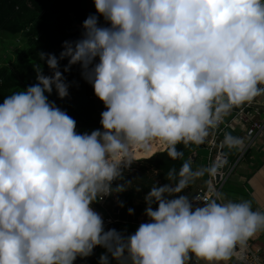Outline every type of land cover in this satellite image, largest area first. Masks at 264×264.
Instances as JSON below:
<instances>
[{
	"label": "clouds",
	"instance_id": "1",
	"mask_svg": "<svg viewBox=\"0 0 264 264\" xmlns=\"http://www.w3.org/2000/svg\"><path fill=\"white\" fill-rule=\"evenodd\" d=\"M94 6L98 15L59 57L38 53L51 75L37 64V83L0 104V264H74L97 246L106 249L98 264H247L264 210L212 197L194 208L183 193L203 172L191 160L151 186L143 197L149 222L132 234L105 231L91 205L126 190L113 181L124 179L136 151L159 143L179 159L178 145L204 143L234 107L264 95V0ZM64 59L63 71L79 64L103 102L102 130L77 133L76 121L49 101L54 89L69 95ZM223 143L244 141L228 133Z\"/></svg>",
	"mask_w": 264,
	"mask_h": 264
},
{
	"label": "trees",
	"instance_id": "2",
	"mask_svg": "<svg viewBox=\"0 0 264 264\" xmlns=\"http://www.w3.org/2000/svg\"><path fill=\"white\" fill-rule=\"evenodd\" d=\"M90 14L98 15L94 0H0V35L20 43L15 58L8 63H0V104L6 96L37 83V64L41 66L44 75H51L47 64L40 61L38 53L59 57L63 43L74 35L82 34L76 21L82 24ZM98 22L105 26L102 16ZM67 64V59L59 61V68L70 85L69 95L61 99L54 89L48 95L49 101H54L57 107L76 121L77 133L90 134L93 130H102L101 113L106 110L103 102L95 96L92 85L82 77L80 65H73L68 72H64ZM177 148L183 151V156L175 160L168 157L165 149L137 159L135 157L131 166L124 170V179L113 181V187L117 184L128 185L126 190L112 193L103 207L99 206L98 200L92 205L104 217L112 218L115 226L138 222L146 208L143 197L153 184L162 186L167 183L169 170L176 169L178 172L186 160H191L193 170H197L192 154L198 150V145L181 144ZM197 180L183 194L191 196ZM116 206H119L117 213L114 208ZM156 207L154 204L153 208ZM128 209H133L132 215L128 214ZM93 254L83 258L78 256L76 260L81 262L77 264H97Z\"/></svg>",
	"mask_w": 264,
	"mask_h": 264
},
{
	"label": "crops",
	"instance_id": "3",
	"mask_svg": "<svg viewBox=\"0 0 264 264\" xmlns=\"http://www.w3.org/2000/svg\"><path fill=\"white\" fill-rule=\"evenodd\" d=\"M223 118L225 125H223L224 131L219 136V142L224 141V137L228 133L242 138L244 141L242 148H229L225 145L226 161L230 162L232 171L221 188L223 201L249 200L254 210L257 208L264 210V95L254 98L252 105L247 107L241 116L237 114V111L231 110ZM254 121L260 122L263 128L252 140L251 137L247 136L246 131ZM210 133L211 131L209 130V135L205 142L198 145V150L192 154V158L196 160L198 165L197 169L203 172V175L197 180L192 193L196 192L198 188H204L205 186L202 182L206 181L207 183L208 180V139ZM157 146L159 147L158 151L164 150L161 145ZM91 207L98 213V209L93 205ZM117 207L118 209L117 211L115 210V213L119 211V206ZM145 218L146 216L143 213L139 216L138 222L119 224V226H115V229L132 234ZM249 243L264 264V233H259ZM93 252V257L98 264L99 257L106 253V249L104 250L103 247L97 246ZM80 262V260H76L74 264ZM111 264H116V261L111 260ZM192 264H195L194 258Z\"/></svg>",
	"mask_w": 264,
	"mask_h": 264
},
{
	"label": "built area",
	"instance_id": "4",
	"mask_svg": "<svg viewBox=\"0 0 264 264\" xmlns=\"http://www.w3.org/2000/svg\"><path fill=\"white\" fill-rule=\"evenodd\" d=\"M251 105H252V101L244 103L243 108L239 109L237 111V114L241 116L242 114H244V110L247 107H250ZM223 125H225L224 118L218 124L217 127L210 129L211 133L208 139V150H209L208 180L204 188L198 189L196 192H194L190 196V200L194 202L193 203L194 208L197 206H203V203L200 201H196V199H207L209 197H212V198H218L219 201H223V198L221 195V188L232 171L231 166H229V168L225 172L221 171L222 166H216V162L218 159H223L224 161H226V157H224V153L220 152V142H219V136L221 135L222 131H224ZM262 128L263 126L260 122L254 121L248 127L246 134L247 136L251 137V139L253 140L255 136L257 135V133H259L262 130ZM216 167L220 168L218 172L217 170H215ZM216 173H219L218 183H216L215 178H214ZM109 197L110 195L105 196L102 199H98L99 206L103 207ZM98 214L102 217V220L104 222V228L107 225L115 222L112 218L104 217L100 211H98ZM145 222H149L148 217L145 218L142 223H145ZM245 255L247 257V264H263L261 259L258 256V253L252 249L250 243H249V247Z\"/></svg>",
	"mask_w": 264,
	"mask_h": 264
},
{
	"label": "rangeland",
	"instance_id": "5",
	"mask_svg": "<svg viewBox=\"0 0 264 264\" xmlns=\"http://www.w3.org/2000/svg\"><path fill=\"white\" fill-rule=\"evenodd\" d=\"M77 27L80 29L79 26ZM19 48H20V43L18 40L13 39L11 37H5L0 35V63L3 64L12 61L15 58L16 52L18 51ZM158 150L159 147L157 146L156 149L150 153H139L138 151H136L135 157L138 158L142 156H148L149 154L156 152ZM196 167L198 168L197 164ZM202 184L205 186L206 181H203Z\"/></svg>",
	"mask_w": 264,
	"mask_h": 264
},
{
	"label": "water",
	"instance_id": "6",
	"mask_svg": "<svg viewBox=\"0 0 264 264\" xmlns=\"http://www.w3.org/2000/svg\"><path fill=\"white\" fill-rule=\"evenodd\" d=\"M76 23L78 24V26H79V27L81 28V30L83 31V27H82L83 23L81 24V23H79L78 21H76ZM104 23H105V26H108V25H106V22H105V21H104ZM81 33H82V32H81ZM80 37H81V36H79V35H74V36L70 37L69 39H67L66 41H76V40H78ZM97 62H98V61H97ZM243 106H244V104L239 105L238 107H234L232 110H234V111L236 112V111H238L239 109L243 108ZM224 151H225V144L223 143V141H221V142H220V152H221V153H224ZM224 157H226V154H225V153H224ZM216 166H222L221 171L225 172V171L229 168V166H230V162H229V161H224L223 159H218L217 162H216ZM215 170H217V172H218V171L220 170V168H219V167H216ZM214 178H215L216 183H218V181H219V173H216L215 176H214ZM114 208H115V210L117 211L118 207L116 206V207H114ZM109 229H115V225H114V224H109V225H107V226L104 228L105 231H107V230H109Z\"/></svg>",
	"mask_w": 264,
	"mask_h": 264
},
{
	"label": "bare ground",
	"instance_id": "7",
	"mask_svg": "<svg viewBox=\"0 0 264 264\" xmlns=\"http://www.w3.org/2000/svg\"><path fill=\"white\" fill-rule=\"evenodd\" d=\"M157 145H160V144L159 143H154L153 145H151V147L145 148V149H142V150H138V152L139 153H150V152H152L153 150L156 149Z\"/></svg>",
	"mask_w": 264,
	"mask_h": 264
}]
</instances>
